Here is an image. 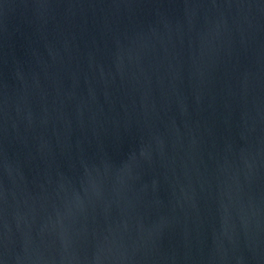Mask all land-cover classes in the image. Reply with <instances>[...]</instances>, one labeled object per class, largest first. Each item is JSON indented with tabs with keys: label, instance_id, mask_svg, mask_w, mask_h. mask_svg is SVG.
<instances>
[{
	"label": "water",
	"instance_id": "water-1",
	"mask_svg": "<svg viewBox=\"0 0 264 264\" xmlns=\"http://www.w3.org/2000/svg\"><path fill=\"white\" fill-rule=\"evenodd\" d=\"M0 264H264V0H0Z\"/></svg>",
	"mask_w": 264,
	"mask_h": 264
}]
</instances>
